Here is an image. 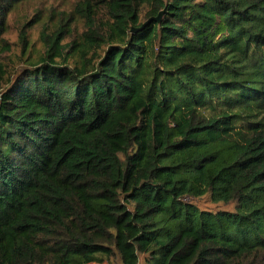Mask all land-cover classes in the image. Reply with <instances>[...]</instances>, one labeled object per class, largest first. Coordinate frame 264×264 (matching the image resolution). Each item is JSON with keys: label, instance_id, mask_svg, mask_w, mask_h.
<instances>
[{"label": "trees", "instance_id": "1", "mask_svg": "<svg viewBox=\"0 0 264 264\" xmlns=\"http://www.w3.org/2000/svg\"><path fill=\"white\" fill-rule=\"evenodd\" d=\"M33 1L0 0V264H264V0H79L11 64Z\"/></svg>", "mask_w": 264, "mask_h": 264}, {"label": "rangeland", "instance_id": "2", "mask_svg": "<svg viewBox=\"0 0 264 264\" xmlns=\"http://www.w3.org/2000/svg\"><path fill=\"white\" fill-rule=\"evenodd\" d=\"M78 1L39 0L13 9L7 17L8 33L5 35L13 49L8 55V62L20 65L28 58H32L33 61L38 60L45 53L46 48L45 43L41 41V35L46 33L47 36H52L62 25H69L71 39L68 41L79 39L85 31V25L84 20L76 11ZM98 20H104V17ZM23 31L26 32L30 44L34 45L32 51L25 56H22L19 46L20 35Z\"/></svg>", "mask_w": 264, "mask_h": 264}, {"label": "water", "instance_id": "3", "mask_svg": "<svg viewBox=\"0 0 264 264\" xmlns=\"http://www.w3.org/2000/svg\"><path fill=\"white\" fill-rule=\"evenodd\" d=\"M162 15V14H161ZM161 15H159V17L156 19L157 21H160L161 19ZM151 21H148L141 29L145 28L146 26H148L150 24ZM138 30L134 29L133 33H136Z\"/></svg>", "mask_w": 264, "mask_h": 264}]
</instances>
